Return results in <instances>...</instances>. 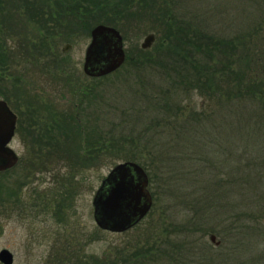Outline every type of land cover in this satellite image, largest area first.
<instances>
[{
    "label": "rangeland",
    "instance_id": "1",
    "mask_svg": "<svg viewBox=\"0 0 264 264\" xmlns=\"http://www.w3.org/2000/svg\"><path fill=\"white\" fill-rule=\"evenodd\" d=\"M124 1L134 2L127 11L77 6L56 19L49 9L63 13L70 0H0L11 64L0 69V100L17 117L9 147L18 159L0 172V251L12 264H264V110L256 100L208 101L220 81L208 90L205 50L187 70L202 79L165 80L148 57L168 39V22L156 18L175 0ZM165 11L164 22L172 12L202 36L234 42L217 66L264 82V26L254 25L264 0H182ZM98 25L119 31L127 63L91 78L82 67ZM149 34L158 47L147 54ZM39 36L49 50L32 48ZM132 157L145 164L152 207L124 232L99 229L93 197Z\"/></svg>",
    "mask_w": 264,
    "mask_h": 264
},
{
    "label": "water",
    "instance_id": "2",
    "mask_svg": "<svg viewBox=\"0 0 264 264\" xmlns=\"http://www.w3.org/2000/svg\"><path fill=\"white\" fill-rule=\"evenodd\" d=\"M154 35H147L140 47L150 48ZM69 48L67 45L64 51ZM123 38L113 27L98 25L90 31V42L85 50L83 72L88 77L100 78L119 69L125 62ZM17 117L7 103L0 100V172L12 168L17 156L9 147L16 130ZM148 176L135 162L117 164L102 181L96 191L92 205L93 218L99 229L124 232L145 217L152 206L148 189ZM210 241L216 246L215 236ZM0 262L11 264L12 254L0 251Z\"/></svg>",
    "mask_w": 264,
    "mask_h": 264
},
{
    "label": "trees",
    "instance_id": "3",
    "mask_svg": "<svg viewBox=\"0 0 264 264\" xmlns=\"http://www.w3.org/2000/svg\"><path fill=\"white\" fill-rule=\"evenodd\" d=\"M181 1L182 0H175V1H170V2L168 1L167 7L164 8L163 6V8L160 9L161 11L158 13V16L156 19L159 22L158 24L164 23L165 25H167V22H168L167 26L170 27L168 28L169 32L166 35L168 39H164V38H161L162 36L161 37L159 36L161 38L160 40H158L160 41L158 42L159 44L158 46H160L159 49L157 48L158 46L156 47L153 44L150 49L143 50V53L147 51V54H148V51H150L151 49L157 48L154 54H150V56L148 57V60L154 59V61H157L160 63L159 67L161 66V69L162 68L166 69L165 71L166 75L164 76L165 80L168 81V79H170V82H172L175 76H177L179 80L178 84L180 85V83L185 80V77L186 79L191 78L192 80L198 79V78L202 79L201 74H197V76L193 74V77L191 75H192V72L195 71L194 69L195 66L201 65L199 55H202V54L199 51L205 50L206 64L205 65L203 64V68L207 70L205 81L208 83L207 84L208 90L215 92L216 90L212 88L211 83L216 80L220 81V84H218L219 88L216 91L217 94L216 95H214L213 93L208 94L207 96L208 101L212 102L213 100H220V101L223 100V102L231 101V102H234V104L239 102L238 103L239 105L245 106L247 104L246 100L248 101L256 100L255 102L258 103L259 109L264 110V82L263 81L259 82L257 79L253 81V77L248 78L246 73L241 74V76L240 74L233 73V77H232L228 74L227 66H224V65L217 66L218 64L214 61V58H217V56L220 57L221 55H223L221 57H224L226 53H228V48L232 47L233 45L231 44H233L234 42L227 41V39L224 37L223 39L222 37H220V39L218 38L213 39L212 37L202 36V34L193 30V27H192L193 24H192L191 19L188 21L186 20L184 21L181 18L178 19V17L172 14V12L168 15V20L164 22V17L166 16V15L164 16V9L166 11L169 10L170 7H172L173 9H178V5L179 3H181ZM184 1L188 3V0H184ZM62 2L64 3V0H62ZM80 3L81 4L83 3V5H79ZM133 3L129 2V4L125 5V1L123 2V0H113V1L111 0H70V2L66 3L67 7L62 5V10H65L63 12L64 14L60 12L59 10L54 9L52 7L49 9V14L51 15L52 18H56V19H58L59 16L66 15V14L74 16L77 14L74 13L73 9L77 8V6H78V9H80L81 7L83 10H85V12H86V9H88V10L101 11V13L102 12L107 13L112 7H113L112 10H115L116 12H123V11H127ZM2 7L3 5L0 2V10ZM45 10L47 11L46 7H45ZM0 18H1V14H0ZM257 24H259V27L264 26V14L258 19L257 23H254L255 27ZM196 40H197V43H196ZM198 40H205L206 43L204 42L199 43ZM239 40H241L242 42V39L239 38ZM31 43H32V48L35 47L36 49V46L38 45L44 49L47 48L46 50H49L47 46L49 44L47 43V40L44 37L43 38L40 36L38 38L35 37L32 39ZM167 43L169 44V46H166ZM198 45L200 48L198 47ZM3 46L4 44L0 38V69H4V70L7 69L8 71L11 64L9 61V57ZM165 46L168 48V52L166 53L164 57H161V52L159 50L164 48ZM201 46H203V48H201ZM25 50L27 51V49ZM213 50L217 51L216 55L212 53ZM157 52L159 54H157ZM31 54L29 56L33 60L38 61L37 57ZM244 56L249 57L250 54H244V55L242 54L240 58H238V60L239 59L242 60ZM194 57H195V61H194ZM126 63H127V60L125 61L124 65ZM124 65L122 67H124ZM190 67H192L193 69H190ZM187 70L191 71V75H190V72ZM0 75L2 78L4 77L1 71H0ZM262 110H259V111H262ZM262 113L264 112L262 111ZM53 133L55 132L52 131L51 134L54 135ZM51 142L53 146H56L58 148L61 147L59 144H56L57 138H52ZM157 159L160 160V158H157ZM129 160L134 161L138 163V165H140L141 167L145 168V164L143 163L142 158L132 157Z\"/></svg>",
    "mask_w": 264,
    "mask_h": 264
},
{
    "label": "flooded vegetation",
    "instance_id": "4",
    "mask_svg": "<svg viewBox=\"0 0 264 264\" xmlns=\"http://www.w3.org/2000/svg\"><path fill=\"white\" fill-rule=\"evenodd\" d=\"M13 263V256H12V262H11V264ZM0 264H3L2 262H0Z\"/></svg>",
    "mask_w": 264,
    "mask_h": 264
}]
</instances>
